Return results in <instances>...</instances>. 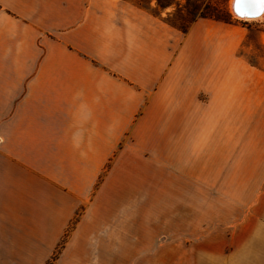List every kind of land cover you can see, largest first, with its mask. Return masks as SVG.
Segmentation results:
<instances>
[{
    "label": "crops",
    "instance_id": "0c3cea01",
    "mask_svg": "<svg viewBox=\"0 0 264 264\" xmlns=\"http://www.w3.org/2000/svg\"><path fill=\"white\" fill-rule=\"evenodd\" d=\"M198 87L196 21L181 31L127 0H0V258L46 264L55 252L66 264L90 241L135 234L97 211L115 207L146 154L179 159L184 133L170 130L216 111ZM239 109L257 113L264 146V105ZM214 240L201 239L198 264H216L203 248ZM236 258L264 264V232Z\"/></svg>",
    "mask_w": 264,
    "mask_h": 264
},
{
    "label": "rangeland",
    "instance_id": "374dc122",
    "mask_svg": "<svg viewBox=\"0 0 264 264\" xmlns=\"http://www.w3.org/2000/svg\"><path fill=\"white\" fill-rule=\"evenodd\" d=\"M127 1L178 30L196 21V83L200 99L216 111L202 109L194 121L186 118L184 130H170L184 133L179 159L176 153L169 162L146 154L150 159L137 160L133 175L120 178L115 207L98 209V220L132 222L122 229L135 234L90 241L85 256L68 257L66 264H198L196 248L208 233L215 240L203 248L216 254L215 263L234 264L264 232V146L254 135L257 113L239 111L246 100L250 108L264 105V20L237 19L231 0ZM225 103L233 112L226 113ZM245 142L247 151L235 159ZM208 212L213 225L196 226ZM58 258L54 252L46 264ZM17 259L0 258V264Z\"/></svg>",
    "mask_w": 264,
    "mask_h": 264
},
{
    "label": "bare ground",
    "instance_id": "6f19581e",
    "mask_svg": "<svg viewBox=\"0 0 264 264\" xmlns=\"http://www.w3.org/2000/svg\"><path fill=\"white\" fill-rule=\"evenodd\" d=\"M234 17L242 21L264 20V0H231Z\"/></svg>",
    "mask_w": 264,
    "mask_h": 264
},
{
    "label": "trees",
    "instance_id": "16d2710c",
    "mask_svg": "<svg viewBox=\"0 0 264 264\" xmlns=\"http://www.w3.org/2000/svg\"><path fill=\"white\" fill-rule=\"evenodd\" d=\"M179 29H180V28H179ZM180 30L185 31V29H180Z\"/></svg>",
    "mask_w": 264,
    "mask_h": 264
}]
</instances>
